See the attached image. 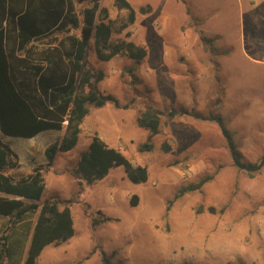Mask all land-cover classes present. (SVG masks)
I'll return each instance as SVG.
<instances>
[{"label": "rangeland", "instance_id": "rangeland-1", "mask_svg": "<svg viewBox=\"0 0 264 264\" xmlns=\"http://www.w3.org/2000/svg\"><path fill=\"white\" fill-rule=\"evenodd\" d=\"M115 1L73 0L80 27L65 34L80 37L90 9L95 25L102 8L108 9V19L125 21L128 12ZM128 1L136 22L112 40H125L131 32L126 40L144 45L146 58L139 65L127 56L100 61L93 39L86 59L105 74L102 93L133 104L91 108L76 147L59 152L45 173L42 197L27 201H70L60 208L69 206L74 220V236L47 246L36 264H103L104 255L111 264H264V170L250 176L237 168L215 122L180 114L167 122L173 109L219 114L243 162L264 156V0ZM147 5L152 12L139 13ZM43 48L37 44L34 52ZM146 109L163 112L153 151L140 150L149 131L137 119ZM0 135L20 154L23 172L29 174L45 163L46 148L65 130L32 140ZM95 135L134 164L147 166L148 181L131 182L123 167L111 169L96 184L79 180L74 169ZM165 142L171 151L163 149ZM206 176L213 179L200 190L175 198Z\"/></svg>", "mask_w": 264, "mask_h": 264}, {"label": "trees", "instance_id": "trees-1", "mask_svg": "<svg viewBox=\"0 0 264 264\" xmlns=\"http://www.w3.org/2000/svg\"><path fill=\"white\" fill-rule=\"evenodd\" d=\"M115 6L128 12L125 21L108 19V9L102 8L101 20L95 25V13L90 9L86 12L81 36L77 37L65 34L70 27H80L73 0H0V132L32 139L46 131L65 130L61 140L46 148L45 163L34 165L27 176L20 178L11 174L21 166L19 155L0 138V221H4L0 231V264H36L47 246H60L74 236L70 207L60 208L61 203L70 201L62 202L57 197L41 205L27 201L42 197L46 189L45 173L54 166L59 152L67 153L76 147L91 108L110 105L129 109L133 104L122 105L115 96L102 93L99 85L105 74L90 67L86 59L93 39L100 61L127 56L139 65L146 58L148 50L144 45L126 40L132 36L131 32L126 33L125 40H112L114 34H121L135 24L137 15L128 0H116ZM152 9L151 5L143 6L139 13H150ZM57 33L63 34L67 42L61 41L58 47L52 48L56 41L52 37ZM36 43L48 48L35 55L28 47ZM32 56L35 63L29 59ZM178 114L217 123L235 166L250 176L264 170V156L255 163L242 161L221 115L173 109L167 122ZM162 115L161 111L146 109L138 117V126L149 131L141 151L154 150V137L162 133ZM163 149L171 151L168 142L163 144ZM115 167H123L128 179L135 184L149 179L147 166L134 164L98 135L92 137L88 150L82 153L74 174L87 184H96ZM212 179L213 176L204 177L198 184L182 189L175 198L200 190ZM137 203L138 196L134 195L131 204L136 206ZM33 218H36L34 224ZM102 261L111 264V258L106 255Z\"/></svg>", "mask_w": 264, "mask_h": 264}, {"label": "crops", "instance_id": "crops-1", "mask_svg": "<svg viewBox=\"0 0 264 264\" xmlns=\"http://www.w3.org/2000/svg\"><path fill=\"white\" fill-rule=\"evenodd\" d=\"M78 15V14H77ZM79 17V16H78ZM55 40L56 41H54L55 43L51 46L52 48H54V47H58V44L61 42V41H63V42H67V40L65 39V37H61V38H55ZM37 44H39V43H36V44H33V45H31V46H29L28 48L30 49V51L31 52H33L35 55H36V53L34 52V50L36 49V45ZM46 48H48V46L47 45H44V48L43 49H41V50H38V51H40V52H42L43 50H45ZM36 51V50H35ZM40 52H38V53H40ZM23 54V56H24V54H26L25 52H23L22 53ZM29 59H30V61H33L34 63L36 62V60H33V59H35V56H32V57H29ZM22 68H20V70H21ZM42 134V133H41ZM39 136V135H38ZM38 136L37 137H35L36 139L38 138ZM0 138L3 140V138H2V136L0 135ZM35 138H32V139H35ZM32 139H30V140H32ZM6 143V142H5ZM11 147V146H10ZM12 148V147H11ZM13 149V148H12ZM14 150V149H13ZM15 151V150H14ZM16 152V151H15ZM17 153V152H16ZM18 155H19V158H20V154L19 153H17ZM20 160H21V158H20ZM20 164H21V166H20V168H18V169H16V170H13L12 172H11V174L15 177V178H20V177H23V176H27L28 175V173H25V172H23V163L20 161Z\"/></svg>", "mask_w": 264, "mask_h": 264}]
</instances>
